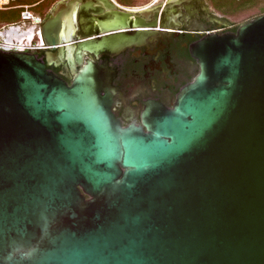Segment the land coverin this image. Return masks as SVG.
<instances>
[{
    "label": "water",
    "instance_id": "1",
    "mask_svg": "<svg viewBox=\"0 0 264 264\" xmlns=\"http://www.w3.org/2000/svg\"><path fill=\"white\" fill-rule=\"evenodd\" d=\"M82 1L31 36L0 30L36 47L0 48V264H264V14L193 43L173 106L124 125L113 70L86 56L140 45L172 11Z\"/></svg>",
    "mask_w": 264,
    "mask_h": 264
},
{
    "label": "flooded vegetation",
    "instance_id": "2",
    "mask_svg": "<svg viewBox=\"0 0 264 264\" xmlns=\"http://www.w3.org/2000/svg\"><path fill=\"white\" fill-rule=\"evenodd\" d=\"M88 2L96 1H82L83 4ZM115 2L119 11L148 6L128 7ZM155 2L160 4L161 9H171L168 28L156 30L147 41L116 55L105 54L100 58L86 56L99 65L107 62L113 70V111L124 125L142 122L146 102L158 101L166 107H172L179 91L195 78L199 70V64L191 53V45L206 35L236 31L238 27L229 23L225 13L214 5L213 0H154L151 4ZM52 9L40 14L42 24L51 15ZM74 22L78 26L77 21ZM11 24H20L24 30L37 31L40 27L34 28V23L19 20L3 24L1 28ZM37 40L38 36L35 35L33 41ZM39 56L45 58L46 52H41ZM56 63L54 61L49 69L71 83L72 76L67 63Z\"/></svg>",
    "mask_w": 264,
    "mask_h": 264
},
{
    "label": "rangeland",
    "instance_id": "3",
    "mask_svg": "<svg viewBox=\"0 0 264 264\" xmlns=\"http://www.w3.org/2000/svg\"><path fill=\"white\" fill-rule=\"evenodd\" d=\"M59 0H17L12 5H18V4H30L34 6L32 7V11H34L35 14L40 15L43 13H47L56 2ZM118 2L124 3L128 7H143L146 5L151 4L154 0H116ZM221 4V8H223L226 12L229 11L231 8H229L222 0H217ZM264 8V0H256L253 4L247 6L245 9L238 10V12H234L232 14L225 13L226 18L228 19L230 24H233L234 26H240L241 24L248 22L260 15H263V9ZM222 10V9H221ZM21 19V9L20 8H7L4 10H0V28L1 25L12 23L19 21Z\"/></svg>",
    "mask_w": 264,
    "mask_h": 264
},
{
    "label": "built area",
    "instance_id": "4",
    "mask_svg": "<svg viewBox=\"0 0 264 264\" xmlns=\"http://www.w3.org/2000/svg\"><path fill=\"white\" fill-rule=\"evenodd\" d=\"M16 1L17 0H0V10L12 8V7L20 8L21 9V21H29L31 23H34V25H37V26L42 24V17L40 15L35 14L34 11H32V7L34 5H30V4L12 5ZM0 48H6V49L23 48L25 50L36 49V47L24 46V45H20L16 43H8V42H5L2 38H0ZM42 48H48V47L44 46Z\"/></svg>",
    "mask_w": 264,
    "mask_h": 264
},
{
    "label": "trees",
    "instance_id": "5",
    "mask_svg": "<svg viewBox=\"0 0 264 264\" xmlns=\"http://www.w3.org/2000/svg\"><path fill=\"white\" fill-rule=\"evenodd\" d=\"M222 1H224V3H225V4L222 3V5H227L229 8H231L229 11L226 12L223 8H221V4L219 1L213 0L214 5L218 9H220V10L222 9L221 11L228 13V14H232L234 12L236 13V12H238V10L245 9L247 6L256 2V0H222ZM262 9H263V13H264V8H262Z\"/></svg>",
    "mask_w": 264,
    "mask_h": 264
},
{
    "label": "bare ground",
    "instance_id": "6",
    "mask_svg": "<svg viewBox=\"0 0 264 264\" xmlns=\"http://www.w3.org/2000/svg\"><path fill=\"white\" fill-rule=\"evenodd\" d=\"M27 35H30L31 36L32 35V32L26 30V31L22 32V34L20 36H27ZM17 36L19 37V35H17Z\"/></svg>",
    "mask_w": 264,
    "mask_h": 264
},
{
    "label": "crops",
    "instance_id": "7",
    "mask_svg": "<svg viewBox=\"0 0 264 264\" xmlns=\"http://www.w3.org/2000/svg\"><path fill=\"white\" fill-rule=\"evenodd\" d=\"M34 4H35V3H34ZM34 4H33V5H34Z\"/></svg>",
    "mask_w": 264,
    "mask_h": 264
}]
</instances>
